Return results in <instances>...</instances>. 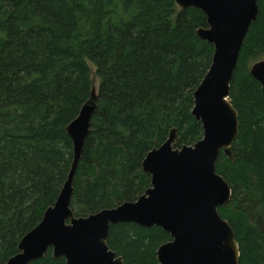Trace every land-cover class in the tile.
<instances>
[{
  "label": "trees",
  "instance_id": "trees-1",
  "mask_svg": "<svg viewBox=\"0 0 264 264\" xmlns=\"http://www.w3.org/2000/svg\"><path fill=\"white\" fill-rule=\"evenodd\" d=\"M230 85L239 135L216 171L232 190L219 208L239 245V264H264V92L250 69L264 57V0ZM201 10L175 0H0V264L42 220L73 160L66 132L99 80L97 110L74 178L72 210L86 217L134 202L150 187L142 163L175 129V148L203 128L194 92L214 47L197 36ZM161 228L112 225L108 246L125 264H159L171 241ZM30 264H66L50 248Z\"/></svg>",
  "mask_w": 264,
  "mask_h": 264
},
{
  "label": "water",
  "instance_id": "water-1",
  "mask_svg": "<svg viewBox=\"0 0 264 264\" xmlns=\"http://www.w3.org/2000/svg\"><path fill=\"white\" fill-rule=\"evenodd\" d=\"M180 10L195 8L206 17L197 36L214 47L211 67L195 90L192 114L203 128L193 146L175 148L176 130L145 157L142 170L150 187L134 202L104 209L86 217L72 210L74 178L85 140L97 110L93 86L89 100L66 128L73 143V160L67 179L41 222L20 241L18 253L5 264H30L51 248L66 264H125L108 246L112 225L133 223L161 228L171 241L157 252L159 264H239L240 250L229 222L219 208L232 200V190L216 171L220 154L233 160L239 135L238 112L230 102V85L250 26L256 21L258 0H175ZM264 92V61L250 69Z\"/></svg>",
  "mask_w": 264,
  "mask_h": 264
},
{
  "label": "rangeland",
  "instance_id": "rangeland-1",
  "mask_svg": "<svg viewBox=\"0 0 264 264\" xmlns=\"http://www.w3.org/2000/svg\"><path fill=\"white\" fill-rule=\"evenodd\" d=\"M260 61H264V57L261 58V59H259V60H257V61H255L254 63H252L251 67H252L255 63L260 62ZM90 66H91L92 71H93V75H92L93 85H94L95 89L98 90V87H99V80H98V78L94 75V74H95V69H94L93 65H90Z\"/></svg>",
  "mask_w": 264,
  "mask_h": 264
}]
</instances>
